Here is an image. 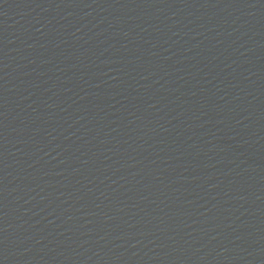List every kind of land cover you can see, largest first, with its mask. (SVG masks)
Segmentation results:
<instances>
[{"label": "water", "instance_id": "1", "mask_svg": "<svg viewBox=\"0 0 264 264\" xmlns=\"http://www.w3.org/2000/svg\"><path fill=\"white\" fill-rule=\"evenodd\" d=\"M0 264H264V0H0Z\"/></svg>", "mask_w": 264, "mask_h": 264}]
</instances>
